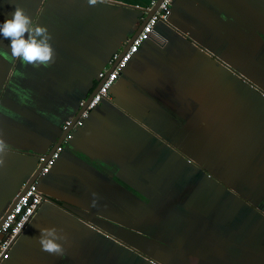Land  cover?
Here are the masks:
<instances>
[{"label":"crops","instance_id":"obj_1","mask_svg":"<svg viewBox=\"0 0 264 264\" xmlns=\"http://www.w3.org/2000/svg\"><path fill=\"white\" fill-rule=\"evenodd\" d=\"M153 1L0 0V20L22 7L54 49L26 65L0 39V220L64 146L0 264H264V0H174L64 135Z\"/></svg>","mask_w":264,"mask_h":264},{"label":"built area","instance_id":"obj_2","mask_svg":"<svg viewBox=\"0 0 264 264\" xmlns=\"http://www.w3.org/2000/svg\"><path fill=\"white\" fill-rule=\"evenodd\" d=\"M155 2L156 0L152 2V5H154ZM173 2L174 0H162L154 15L148 19L128 49L122 55L121 51L114 53L110 60L109 67L103 69L99 73V81H101V84L98 90L89 100L74 126L83 125L84 119L88 116L89 112L97 107L104 99L109 97L111 87L118 79L119 74L127 66L129 60L139 51L143 42L149 38L158 21L167 22L169 20L172 13ZM85 103L86 100H83L81 106L85 105ZM71 123L72 120L70 119L65 122V125L69 126ZM63 148V143L56 148L55 152L51 155L42 169V174L49 173ZM43 201V193L38 188L37 182H35L20 196L14 208L5 217L0 225V263L10 258L14 244L32 220L35 213L39 210Z\"/></svg>","mask_w":264,"mask_h":264},{"label":"clouds","instance_id":"obj_3","mask_svg":"<svg viewBox=\"0 0 264 264\" xmlns=\"http://www.w3.org/2000/svg\"><path fill=\"white\" fill-rule=\"evenodd\" d=\"M0 39L8 41L10 59L21 64L45 65L54 55L51 36L45 26L34 24L22 7L16 6L0 20ZM40 243L49 252H61L60 236L55 229H41Z\"/></svg>","mask_w":264,"mask_h":264},{"label":"water","instance_id":"obj_4","mask_svg":"<svg viewBox=\"0 0 264 264\" xmlns=\"http://www.w3.org/2000/svg\"><path fill=\"white\" fill-rule=\"evenodd\" d=\"M162 0H156L155 4L152 6L151 9H148L147 11V15L145 16V18L142 20L140 26L138 27V29L135 31V33L132 35V37L129 39L128 43L126 44V46L123 48V50L121 51V55L128 49V47L131 45V43L133 42L134 38L139 34V32L142 30V28L144 27L145 23L148 21V19L154 15V13L156 12L157 8L159 7L160 3ZM101 84V81H99L97 87L95 88V90L91 93V95L88 97V99L86 100L85 105H83L81 107V110L78 114V116L72 120L71 125H69L66 128V131L64 132V135L66 136L67 133H69V131L71 130V128L74 126V124L77 122V120L79 119L81 112L83 111V109H85L87 103L89 102V100L93 97L94 93L98 90L99 86ZM63 141V140H62ZM62 141H58L57 144L54 145V147L51 149V151L49 153H47L46 155H43V161L40 163L39 167L37 168V170L35 171V173L30 177V179L27 181L25 187L23 188L22 191H20V193L17 195V197L14 199L12 205L9 207V209L7 210V212L5 213V215L1 218L0 220V225L2 224V222L4 221L5 217L9 214V212H11V210L14 208L15 204L17 203L18 199L20 198V196L27 190L28 187H30L33 183L37 182L38 179L41 177L42 175V169L44 168V166L46 165L48 159L51 157V155L55 152L56 148L62 143ZM45 199H49V197L46 194H43Z\"/></svg>","mask_w":264,"mask_h":264}]
</instances>
